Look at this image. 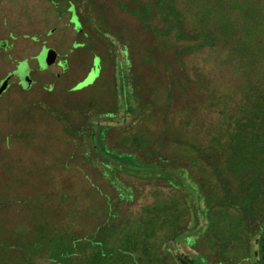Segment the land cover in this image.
I'll return each instance as SVG.
<instances>
[{"label": "rangeland", "instance_id": "374dc122", "mask_svg": "<svg viewBox=\"0 0 264 264\" xmlns=\"http://www.w3.org/2000/svg\"><path fill=\"white\" fill-rule=\"evenodd\" d=\"M79 7L96 43L78 40L64 52L98 56L73 88L84 87L78 95L92 102L83 103L84 121L68 127L75 136L64 144L34 130L21 137L25 147L5 151L16 157L0 162V264L64 261L63 251L60 259L52 251L69 243L81 246L80 258L103 251L110 264H122L121 256L176 264L171 253L185 245L204 264H258L264 192L245 191L255 189L257 170L235 167L230 145L238 129L264 139V0H80ZM68 10L87 37L74 6ZM228 18L231 34L220 24ZM222 39L243 41L246 50ZM7 137L0 146H9Z\"/></svg>", "mask_w": 264, "mask_h": 264}, {"label": "crops", "instance_id": "0c3cea01", "mask_svg": "<svg viewBox=\"0 0 264 264\" xmlns=\"http://www.w3.org/2000/svg\"><path fill=\"white\" fill-rule=\"evenodd\" d=\"M69 1L72 4L64 6V0H0V84L7 80V87L0 94V136L7 135L4 141H7V145L10 143L9 146H0L2 165L6 166L10 159L16 157L15 153L9 157L10 152L5 151L25 147L24 139L34 130L41 131L40 134L50 138L57 137L64 144V136H75L68 127L79 128L84 121L83 103L92 102L84 99L83 95H78L84 87L73 88L83 83L94 68V61L98 56L87 50L82 51L85 53L83 55H71V51L64 50L69 49V43H79L78 40L88 38L90 45L96 42L91 24L82 18L80 0ZM72 5L75 15L82 20L84 29L80 31L88 32L87 37L78 35L76 23L71 22L73 13L68 9ZM51 49L56 52L55 61L45 66ZM103 57L107 63L105 68L110 69L111 59L106 54ZM17 65L25 68L30 80L27 86L11 74ZM77 65L82 67L74 74L71 69ZM83 66L87 67L85 72ZM68 79L72 80L69 86ZM6 110L9 114L3 115ZM32 110L34 112L31 114ZM64 115L70 119V125L62 122ZM58 120L63 125H59ZM37 124L42 125V128H38ZM20 151H24V148Z\"/></svg>", "mask_w": 264, "mask_h": 264}, {"label": "trees", "instance_id": "16d2710c", "mask_svg": "<svg viewBox=\"0 0 264 264\" xmlns=\"http://www.w3.org/2000/svg\"><path fill=\"white\" fill-rule=\"evenodd\" d=\"M169 6V5H168ZM177 21V20H176ZM197 23H204L203 21H196ZM171 23V22H170ZM221 26L223 27V29L227 30L228 34H231L233 32V26H232V20L228 18V21L225 22H220ZM179 30H181V27H179ZM228 37V36H227ZM206 40L208 41L209 44L211 45H216L218 44V40L219 37L216 35H208L206 34ZM224 40V39H222ZM241 42V48L239 47L238 49V45L240 44L239 42ZM222 42V41H221ZM236 43L233 44L232 42L229 44V42L224 40V44L225 45H229V47L232 50H236L239 51L241 50H246L244 49V47L242 46V44L244 43L243 41L237 40L235 41ZM233 137V143L230 145L231 149L233 150L232 154H234V158H233V162L234 166L238 167V165L240 164H246V166L244 167L245 170L247 169L248 172L252 171V170H257V172L255 173V179L250 180L249 182L252 183L255 182L256 186L255 189L252 190L250 189V187H247V190H245L246 192H253L254 196H258V192L259 194H261L262 192H264V155H259L262 151H260L261 149L258 147V142L259 144H261V147L264 146L263 143V138L262 136H257V134H255L253 131L250 132V135L248 138H245V136H243V133L241 131L236 130L235 135L232 136ZM232 141V139H231ZM238 159V161H237ZM258 164V165H257ZM261 165V166H260ZM240 169V168H239ZM183 176L184 175V170L182 171ZM189 179L187 178V180H185V183L188 185L189 187ZM195 194H200L202 195V193L200 192V189L198 187H194L192 189ZM261 190V191H260ZM204 195V194H203ZM204 199V198H203ZM203 199H199L201 202H204ZM264 201V200H263ZM205 204V203H204ZM201 205V204H200ZM262 209H258L256 210V212H258L257 214L259 215V218L261 219V221H263V225L260 227H264V205L262 206ZM201 208V206H200ZM257 238L256 241H260L262 243V245L257 246V251H255V257L258 254V256H260L261 250L264 249V233H257L256 234ZM90 247L91 245L89 243H87ZM56 249H54V247L52 249H54L52 251L53 254L57 253L56 257L57 259H60V251L64 252L65 258L64 261H59L56 260V258H54V260L56 262H53L51 264H110V262L106 261L105 259L106 256L104 254L103 251L100 252V254H98L97 252H94L91 250L90 254L85 256V257H81L79 256V252L78 249L80 250L81 246H73L72 244H68L66 247L62 248V247H55ZM92 249V247H91ZM141 251L146 255L149 251L150 248L148 247H141ZM37 252V251H36ZM171 253V252H170ZM171 254H173V258L174 261L176 262V264H204V262H201L200 260H198V256L200 254H194V259L191 256V252L189 251V249L186 248V245L180 249V252L178 253V250H176L175 252H172ZM262 256H260V258H255L254 262L258 263V264H264V255L263 253H261ZM78 255V256H77ZM201 256V255H200ZM199 256V257H200ZM201 258V257H200ZM139 258H137V262L134 261L132 258L130 259V257H126V256H121L120 258H118V262H121L122 264H141L138 261ZM205 260V257L203 258ZM205 263H208L207 260H205Z\"/></svg>", "mask_w": 264, "mask_h": 264}, {"label": "water", "instance_id": "95a60500", "mask_svg": "<svg viewBox=\"0 0 264 264\" xmlns=\"http://www.w3.org/2000/svg\"><path fill=\"white\" fill-rule=\"evenodd\" d=\"M48 54H47L48 55L47 59L45 61V66H48L49 64H52L55 61L56 52L51 49L48 52ZM24 70H25V68H23L22 65H17L16 68L11 72V74L17 76L22 82H24L23 84L25 86H27L28 83L30 82V80L28 79V75L25 73ZM6 81L7 80H4L0 84V94L7 87V82Z\"/></svg>", "mask_w": 264, "mask_h": 264}]
</instances>
